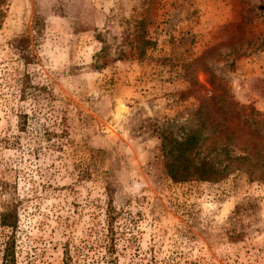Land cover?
<instances>
[{"label":"rangeland","instance_id":"1","mask_svg":"<svg viewBox=\"0 0 264 264\" xmlns=\"http://www.w3.org/2000/svg\"><path fill=\"white\" fill-rule=\"evenodd\" d=\"M212 76L264 114V0H0L17 264H264V180L166 171L164 137L197 131Z\"/></svg>","mask_w":264,"mask_h":264},{"label":"trees","instance_id":"2","mask_svg":"<svg viewBox=\"0 0 264 264\" xmlns=\"http://www.w3.org/2000/svg\"><path fill=\"white\" fill-rule=\"evenodd\" d=\"M17 48L21 49L20 45ZM210 83L213 92L201 100L197 131L184 140L164 137L162 151L168 176L174 183H216L239 170L253 181L264 180V114L239 106L215 76ZM209 139L217 140L216 153L202 156L201 149ZM232 145L239 147L240 155H232ZM0 227L15 230L12 212L2 215ZM0 243L1 264H17L15 238L3 235ZM64 264L71 263L66 260Z\"/></svg>","mask_w":264,"mask_h":264}]
</instances>
